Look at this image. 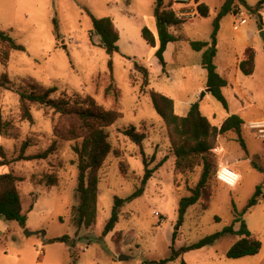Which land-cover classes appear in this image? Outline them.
Wrapping results in <instances>:
<instances>
[{
  "label": "rangeland",
  "instance_id": "1",
  "mask_svg": "<svg viewBox=\"0 0 264 264\" xmlns=\"http://www.w3.org/2000/svg\"><path fill=\"white\" fill-rule=\"evenodd\" d=\"M155 1L0 0V31L8 32L26 49V52H15L8 67L0 64V78L7 75L18 90L28 93H42L55 87L54 99L65 93L72 97L90 96L105 109L122 116L106 129L115 152L98 172L96 223L78 231L73 220V209L78 205L79 175L75 147H81L82 139L57 138L55 129L67 128L70 120L46 107L31 105L34 123L22 120L18 94L1 88L0 114L8 123L5 132L9 158L19 155L25 141H30L26 156L42 153L56 142V152L47 160L16 165L11 171L28 177L19 190L24 214L31 224L38 225L42 220L49 236L70 238L68 243H63L65 252H60L64 253L67 264H159L167 260L166 264L243 263L226 256L240 240L237 235L222 236L201 249H187L232 226L236 210L244 212L259 186L263 187L264 196V138L249 126L253 121L264 119V41L260 34L253 37V32L248 30L251 43L239 50L235 30L236 25L241 29L243 19L256 17L250 15L239 0H198L209 7V17L200 15L197 20L188 21L182 30V34L192 41H207L211 49L215 46L214 62L219 74L229 82L223 93L229 110L246 108L242 114L245 122L243 138L249 154L243 150L234 132L218 140L211 152L212 171L207 190L198 204L187 210L180 225L179 202L190 196V189L197 186L202 167L184 173L176 171V158L167 128L153 108L150 91L172 98L180 116H185L190 106L199 102L202 113L213 126H218L230 111L211 93L203 100L201 94L205 90L197 94L199 88L207 85V73L201 66L194 69L201 56L188 42H180L173 63L166 62V72L159 71L162 66L155 57L156 50L145 42L141 33L145 27L156 29ZM231 1L234 9L240 7L239 14H228L220 19V31L214 45V21ZM260 1L246 0L250 6H256ZM87 11L97 19H113L121 33L119 53L110 56L103 48L92 44L91 39L98 44L99 38L92 35L95 33L93 21ZM260 14L264 20V7ZM244 25L242 29L249 27ZM249 47L257 52L252 76L244 75L236 60V51H246ZM110 61L113 62V74L109 70ZM135 63L149 70V85L144 84L145 76L135 68ZM109 86L120 90L119 98L105 94ZM131 126L145 135L141 146L123 134ZM144 157L149 161V169L154 171L145 192L125 204L119 223L106 234L115 197L127 199L141 186L146 173ZM253 161L262 170L257 169ZM221 164L240 175L235 188H229L217 179ZM51 179L56 183L53 187L47 186ZM243 220L264 244V199L260 198L258 205L248 210ZM234 228L240 230L241 223H236ZM30 239L17 240L18 247L23 246L24 250L21 264H30L36 256L42 258V254L35 252L32 242L37 237ZM81 246L88 251H83ZM4 247L17 249L10 239Z\"/></svg>",
  "mask_w": 264,
  "mask_h": 264
},
{
  "label": "trees",
  "instance_id": "2",
  "mask_svg": "<svg viewBox=\"0 0 264 264\" xmlns=\"http://www.w3.org/2000/svg\"><path fill=\"white\" fill-rule=\"evenodd\" d=\"M250 15L256 17L257 27L260 31L264 30V20L260 14L264 7V0L260 1L256 6H250L246 0H239ZM232 1L224 6L218 17L214 21L213 44L216 45L217 36L220 31V19L228 14L238 15L240 7L234 9ZM92 18L93 29L95 33L92 35L99 38V43L96 44L92 39V44L103 48L106 53L113 56L120 52L119 42L121 34L116 27L114 21L110 17L97 19L91 12L87 11ZM199 13L201 17L207 18L210 14V9L205 4H200ZM154 16L157 27V37L147 27L143 28L141 33L147 44L156 49L155 57L162 66L163 72H166L167 63L165 60V52L169 43L179 41H188L191 48L196 52H202V66L207 71V88L212 89L211 95L220 102L226 110H229L227 99L223 94V89L228 86V81L222 77L214 62L217 51L212 53L209 48L210 43L205 41H191L183 35L176 36L171 32V29H176L182 32L187 20L178 18L176 11L168 0H156L154 5ZM55 29H58L55 23ZM15 52H26L24 46L18 44L5 31H0V62L4 67H8L11 56ZM257 52L254 48L249 47L244 51V59L240 64V69L246 76H252L255 72V61ZM135 68L145 76L144 84L150 83V72L146 67H142L135 63ZM109 70L113 74V62H109ZM0 88L10 92H16L19 96L21 106L22 120L31 124L34 119L31 113L30 106L38 105L53 110L70 120L69 125L65 129L56 128L55 135L62 140H79L82 139L81 147H75V152L78 156V186L76 197L78 205L73 209V220L80 231L82 228L92 227L97 220V204L99 196V177L98 172L102 168L106 159L115 152L112 144L109 141V134L106 129L115 125L121 118V114L105 109L99 105L96 100L90 96L75 97L69 96L67 93L61 97L54 99L52 96L57 93V88H50L42 93L31 91L26 92L18 90L13 81L7 75L0 78ZM107 96L114 98L120 97V90L115 86H109L105 90ZM150 98L153 108L162 119L169 139L171 141L172 150L176 158V171L184 173L193 171L196 167H202L201 178L195 188L190 189L191 195L183 197L179 202V224H183L187 210L198 204L207 190L208 182L211 179L212 171V156L211 152L216 148L220 138L234 132L237 134V141L240 143L243 150L248 153L246 142L243 138L244 120L239 115H231L222 124L220 128L213 126L209 119L203 115L200 103L191 105L186 116L181 117L176 114L175 101L164 94L154 90L150 91ZM5 122L0 114V134L3 137L6 135ZM123 134L130 140L141 146L145 140V135L137 132L136 128L131 126L124 130ZM30 147V141H25L21 145L19 155L9 158L4 148H0V167L10 166L18 162H33L47 160L56 152V142L42 153L26 156L25 152ZM146 173L141 182L140 188L136 190L127 199L115 197L112 215L106 224L105 233L112 232L120 220L121 209L127 202L133 201L142 196L145 192L147 183L152 177L154 171L149 169V161L144 157ZM254 166L262 170L257 163L253 161ZM25 178L9 173L0 176V217L10 222H17L22 228L27 226V216L23 213L22 199L18 189V184L25 182ZM56 183L51 179L47 182V186H55ZM263 196V187L259 186L253 198L249 201L240 213L236 210V219L232 226L224 229L223 232L217 233L199 244L188 248L187 250H197L212 245L222 236L237 235L240 240L236 242L227 252L228 259L240 260L246 257L257 256L261 253L263 245L252 232L247 228L243 216L245 213L258 205L259 199ZM236 223H241V229L236 231L234 226ZM68 236L55 238L49 243H68ZM173 241V240H172ZM167 261H162L159 264H166ZM186 264V263H182Z\"/></svg>",
  "mask_w": 264,
  "mask_h": 264
},
{
  "label": "crops",
  "instance_id": "3",
  "mask_svg": "<svg viewBox=\"0 0 264 264\" xmlns=\"http://www.w3.org/2000/svg\"><path fill=\"white\" fill-rule=\"evenodd\" d=\"M200 4H203V3L200 2ZM177 8L178 7H175V9H177ZM197 19L192 20V22L197 20ZM187 24H189V23H187ZM246 25H249V27H247L245 29H242L243 28L242 26H245V25H242L241 29H239V31H237V33H236V35H237L236 47L239 50L241 48L247 47L251 43L250 42V37H249V35H247L248 30H251L253 32V37L259 36V33H260V30L257 27V23H256V19L255 18L247 20ZM151 31L157 37V27H156L155 30H151ZM171 32L174 35H176V36L183 35L187 39L190 40V38L188 36L182 34V32H179V31H177L174 28L171 29ZM180 42H188V41H179V42L169 43L168 44L166 52H165V60H166V62L168 64L173 63V58H174L175 55H177L178 44ZM205 42H207V41H205ZM198 53L200 54L201 57L198 60L197 64H195L197 67L194 65V69L195 70L199 69L198 66H201L203 68V66H202V57H203L204 51L198 52ZM236 55H237L236 60H237V63H238V68L240 69V64H241V62L244 59V51H236ZM11 59H12V56H11ZM214 61H215V59H214ZM0 64H1V62H0ZM160 70H162V67L159 68V71ZM217 70L219 72V68L218 67H217ZM240 71H241V69H240ZM206 73H207V71H206ZM228 85H229V82H228ZM227 87L223 89V93L227 89ZM206 89H207V85H206L205 88H202V87L199 88L197 90V94H200L203 90H206ZM0 92H1V88H0ZM205 97L207 98L208 94ZM187 104L189 105V103H187ZM189 109L187 110V114L189 112ZM175 111H176V106H175ZM244 111H246V108L238 109V110H236L234 112L230 111L227 116H224L219 121L218 126H216V127L220 128L222 126L223 122L228 117H230L231 115H239L242 118V114H243ZM176 114H177V112H176ZM181 117H184V116H181ZM1 147L4 148L5 152L7 153V149H9V141L0 134V148ZM28 163H30V162H18V163L12 164L10 166H1L0 167V176L13 172V171H11L13 166H16V165L26 166L25 164H28ZM13 173L16 174L15 172H13ZM17 176H20V177H23L25 179H28V177H26V176H22V175H17ZM20 184L21 183L18 184V189H20V186H21ZM38 186H40V185H38ZM19 192H20V190H19ZM21 199H22V197H21ZM263 199H264V196L261 197V200H263ZM22 207H23V213H24L23 203H22ZM45 227H46L45 223L42 222V220L40 221V223L38 225H36V224L34 225V224H31L30 219H27L26 228H22L17 222H10V221H7L4 218L0 217V264H21V261L24 258V254H23L24 250H23V246L21 248L18 247L20 243L17 240L20 241L21 238H23L24 240H32V239H30L32 237H37L36 241H32V242H33V246H34L35 252H37L39 254H42V258H39L38 256H36L34 259L31 260L30 264H67L66 258L64 256V253L63 254L60 253L61 251L65 252V247H64L63 243H49L50 240L58 238V237L49 236L47 230L45 229ZM26 230H28L29 232H32V231H38V232L46 231V232H45V235L38 234V235H32L30 237H26L24 235V232ZM9 239L11 241H13V243L17 247V249H10V248H7V247L5 248L4 247ZM60 245H63V246L62 247H55V246H60ZM262 245H263V248H262V251H261V253L259 255L240 259L241 262H243L242 264H264V244L262 243ZM80 248L84 249L83 251H85V252L88 251V249L86 247L81 246Z\"/></svg>",
  "mask_w": 264,
  "mask_h": 264
},
{
  "label": "built area",
  "instance_id": "4",
  "mask_svg": "<svg viewBox=\"0 0 264 264\" xmlns=\"http://www.w3.org/2000/svg\"><path fill=\"white\" fill-rule=\"evenodd\" d=\"M171 4L173 9L176 11L178 18L192 21L197 19L200 16L199 13V6L200 2L198 0H168ZM175 7H178L175 9ZM247 23L246 19H243L241 25ZM240 26H235V30H239ZM250 129L252 131H257L263 138H264V120H258L256 122L250 123ZM221 164L218 172H217V179L223 183L224 185L228 186L229 188H235L238 183L240 182V176L234 172L229 166H223ZM239 176V177H238Z\"/></svg>",
  "mask_w": 264,
  "mask_h": 264
},
{
  "label": "water",
  "instance_id": "5",
  "mask_svg": "<svg viewBox=\"0 0 264 264\" xmlns=\"http://www.w3.org/2000/svg\"><path fill=\"white\" fill-rule=\"evenodd\" d=\"M259 34H260V37L264 41V30L260 31ZM214 51H215V46L212 47V53ZM208 93H212V89L207 88L205 91H203L202 94H201V100H203ZM24 234H25L26 237H30L32 235H38V234L45 235V232L44 231H41V232H29L28 230H26ZM123 259L124 258H121V260H123Z\"/></svg>",
  "mask_w": 264,
  "mask_h": 264
},
{
  "label": "bare ground",
  "instance_id": "6",
  "mask_svg": "<svg viewBox=\"0 0 264 264\" xmlns=\"http://www.w3.org/2000/svg\"><path fill=\"white\" fill-rule=\"evenodd\" d=\"M264 120V119H263ZM258 121V120H257ZM254 122H256V121H254ZM224 166V165H223ZM239 177V176H238Z\"/></svg>",
  "mask_w": 264,
  "mask_h": 264
}]
</instances>
